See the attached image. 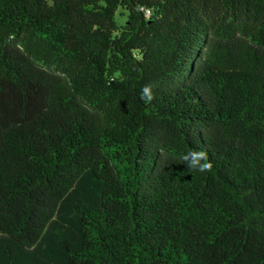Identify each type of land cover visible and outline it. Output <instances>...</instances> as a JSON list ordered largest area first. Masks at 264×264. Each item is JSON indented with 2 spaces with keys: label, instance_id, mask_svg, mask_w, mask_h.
Segmentation results:
<instances>
[{
  "label": "trees",
  "instance_id": "obj_1",
  "mask_svg": "<svg viewBox=\"0 0 264 264\" xmlns=\"http://www.w3.org/2000/svg\"><path fill=\"white\" fill-rule=\"evenodd\" d=\"M0 264H264V0H0Z\"/></svg>",
  "mask_w": 264,
  "mask_h": 264
},
{
  "label": "clouds",
  "instance_id": "obj_2",
  "mask_svg": "<svg viewBox=\"0 0 264 264\" xmlns=\"http://www.w3.org/2000/svg\"><path fill=\"white\" fill-rule=\"evenodd\" d=\"M154 85L146 84L141 89L140 99L145 103H151L155 98L153 92ZM181 160L186 163L189 171H199L201 173L210 172L213 164L209 159V155L205 150L192 149L182 155Z\"/></svg>",
  "mask_w": 264,
  "mask_h": 264
}]
</instances>
